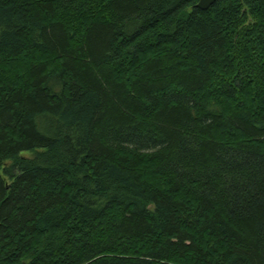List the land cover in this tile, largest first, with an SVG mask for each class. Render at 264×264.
Masks as SVG:
<instances>
[{"label": "trees", "instance_id": "1", "mask_svg": "<svg viewBox=\"0 0 264 264\" xmlns=\"http://www.w3.org/2000/svg\"><path fill=\"white\" fill-rule=\"evenodd\" d=\"M198 1L0 0V264H264V0Z\"/></svg>", "mask_w": 264, "mask_h": 264}, {"label": "water", "instance_id": "2", "mask_svg": "<svg viewBox=\"0 0 264 264\" xmlns=\"http://www.w3.org/2000/svg\"><path fill=\"white\" fill-rule=\"evenodd\" d=\"M216 1L217 0H199L197 3V7L205 10V9H208Z\"/></svg>", "mask_w": 264, "mask_h": 264}, {"label": "rangeland", "instance_id": "3", "mask_svg": "<svg viewBox=\"0 0 264 264\" xmlns=\"http://www.w3.org/2000/svg\"><path fill=\"white\" fill-rule=\"evenodd\" d=\"M22 154H24L25 156L33 157L35 155V152L28 151V152H23ZM8 163L10 164L11 162Z\"/></svg>", "mask_w": 264, "mask_h": 264}]
</instances>
